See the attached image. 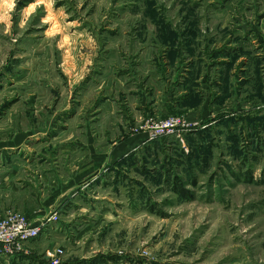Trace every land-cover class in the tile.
Returning a JSON list of instances; mask_svg holds the SVG:
<instances>
[{
    "label": "rangeland",
    "instance_id": "374dc122",
    "mask_svg": "<svg viewBox=\"0 0 264 264\" xmlns=\"http://www.w3.org/2000/svg\"><path fill=\"white\" fill-rule=\"evenodd\" d=\"M19 1L25 5L17 8ZM154 58L185 60L165 74L174 84L184 67L202 61L209 68L196 67L192 82L197 88L206 68L203 92L224 107L167 112L166 81L159 71L148 74ZM111 65L132 70L138 89L155 87L151 114L137 116L134 127L171 116L199 126L85 180L61 210L55 204L76 186L67 171L84 151L69 141L63 147L56 134L40 144L33 139L21 151L33 164L16 177L29 188L13 211L28 210L35 220L58 214L39 240L55 231L61 264H264V0H0V139L11 125L13 134L46 125L74 135L86 112L100 128L117 121L107 106L102 113L99 99ZM116 136L109 132L110 140ZM37 153L45 159L40 167ZM55 165L56 176H41ZM181 187L187 197L176 192ZM36 200L46 202L43 211ZM57 245L46 244L43 257Z\"/></svg>",
    "mask_w": 264,
    "mask_h": 264
},
{
    "label": "crops",
    "instance_id": "0c3cea01",
    "mask_svg": "<svg viewBox=\"0 0 264 264\" xmlns=\"http://www.w3.org/2000/svg\"><path fill=\"white\" fill-rule=\"evenodd\" d=\"M235 50L238 51V54L233 55L232 57L238 60L243 50L241 48ZM184 62L185 60L178 62L170 58H168L167 60L154 58L152 60V66L149 64L150 71L148 74H152L153 76H155L154 74H157L159 71V76H163L164 79L162 80L166 81L163 87V92L165 93L161 97V99L163 100L162 105L164 106L165 110L170 114L176 112L193 115L197 110H202L205 108L208 109L209 107L212 110L213 108L216 109L217 106L219 107V109L224 107L221 104H225L226 102L221 103L220 99L215 100L217 96L209 98V94L207 95V93L203 92V86H206V82H208L209 79L207 80L202 77L208 76L209 72L206 68H209V66L203 65L202 61H194L189 63L186 67L187 69H185L184 67L183 71H181L178 75L179 80L177 83L174 84V82L167 81L168 77L166 78L165 74L167 76L168 68L173 66L174 64L175 66H180L181 64L184 65ZM219 64L223 66L229 65L227 62H220ZM198 66L202 67L203 69L204 67L206 68L203 72L200 71L202 72V74L199 77L196 76L201 79L198 83H196V86L198 87L195 88V82H192V76L195 73L194 69ZM115 69V66L112 65L107 67V70L111 72V76H107L106 80H104L102 85H100L99 99L101 100L100 102H102V106H100L102 113L105 114L104 107L107 106L106 108L108 109V111H110V114L112 116L120 117L117 121H112L111 117L109 116L111 120H107L106 126L100 128L98 127V125L102 124H100V122L96 124L98 119L93 120L92 118L95 117V115L86 112L85 117H83L84 120H81L82 124H78V128H75L77 133L73 135L70 132L67 136V132H64V128H59L56 130L54 129L55 127L46 128V125H41L40 127L38 126L35 129L19 130L13 134L11 132L12 125L9 126L10 128H8V130H10V135H4L0 139V219L4 217L6 213L13 211L14 206L16 207L17 202L20 201L19 195L24 193V188H26L27 190L29 188V185L27 183L22 184L24 182L18 180V178L16 177H18L19 169L26 168V166L33 164V159L32 161H29L30 157L22 154L21 152L26 149L25 147H27L29 142L33 141V139H35L36 143L40 144L45 140L44 137L46 135H50L49 137H47L49 139L50 137H54L56 134V138L54 140H60V143H63V147H65L66 142L69 141L67 142L68 145H70V148H72L75 152L77 151V148L78 150L84 151V153H76L77 156H75L74 160L71 161L70 166L72 168L71 170L67 171L69 172L67 178L70 177L74 179L76 186L69 192V195L67 196L69 198L68 201L60 199L59 202L55 204V208L60 210L66 206V204H64L65 202L72 203V197L81 194L80 192L83 189L82 183L85 180H88L92 176L102 177L103 175H106L121 161L127 159L130 153H138L140 149L148 147L152 145V143H154V141H147V136L145 133H134L132 130L136 124L135 119L137 116L144 118L147 114H151V111L153 110L151 107L153 106L152 104L154 101L152 100V98L153 96L155 97V87L148 86L144 90L138 89V87H136L132 82V78L134 76L132 70L115 71ZM139 69L141 68L139 67L138 70ZM218 74H221L220 69L218 70ZM142 77H145V80L148 76ZM122 82L125 84H123ZM191 82L194 84L191 88L184 87V84L189 86L192 84ZM220 82L221 79L219 75L218 83L215 82L214 85L212 84V86L215 87L216 90L220 89ZM121 88H123L124 93L121 92ZM124 89L127 91L125 92ZM177 91L179 92L178 95L175 94ZM127 95L129 96V101L130 99H136V102H132L133 107H136H134L135 110L131 109L132 106L127 100V97H125ZM122 97H125L123 98L124 100H122ZM114 104L117 105L118 109L115 110L113 109V107H111L110 109L108 108V106ZM9 111L11 110L5 109L4 112H2V114L6 116V119L10 115ZM101 111L98 112L100 113ZM219 113H221L220 110ZM71 114H76V112H71L70 115ZM101 122L103 123V121ZM94 129H96L97 132L94 131ZM110 131H117V136L113 140H110L109 138ZM59 132L61 133L58 135L57 133ZM70 139H73V141H70ZM37 157L39 158H36V167H40V165L45 164V159L41 158L43 156L37 153ZM57 167L58 166L55 165L47 171L42 170L41 176H45V172L51 173L52 176H56L54 174V172H56L54 168L57 169ZM41 176L40 178H42ZM34 203L36 204V208L38 211H43L44 207L46 206V202L44 204L36 200V202ZM27 212L28 210L25 211L26 215H28ZM28 216L34 224H39L40 222H42V220H44L43 218H41L40 220H35L34 217L36 216L32 214ZM54 232V230L50 232L51 236L48 238L49 240H45L46 242L38 239L32 243L27 244V248L30 251L29 256L20 255L9 260L0 259V264H45V257H43V247L46 244L47 247L50 245L58 244L57 247H60L64 250L63 246L60 245L59 241L56 240L57 235L52 236Z\"/></svg>",
    "mask_w": 264,
    "mask_h": 264
},
{
    "label": "built area",
    "instance_id": "2783aa9c",
    "mask_svg": "<svg viewBox=\"0 0 264 264\" xmlns=\"http://www.w3.org/2000/svg\"><path fill=\"white\" fill-rule=\"evenodd\" d=\"M199 126L197 122H188L183 116H171L160 121L150 120L133 128L134 133H145L147 141L160 138L174 137L180 139L186 132ZM58 214L53 213L49 218L34 224L30 219L18 212L10 211L0 219V259L9 260L23 255L29 256L27 244L38 240L51 223H57ZM63 249L54 247L47 253V264H61Z\"/></svg>",
    "mask_w": 264,
    "mask_h": 264
},
{
    "label": "trees",
    "instance_id": "16d2710c",
    "mask_svg": "<svg viewBox=\"0 0 264 264\" xmlns=\"http://www.w3.org/2000/svg\"><path fill=\"white\" fill-rule=\"evenodd\" d=\"M27 2H30V0H27ZM23 5H25V4L23 2H21V1H19L18 2V5H17V8L22 7ZM176 192H178L182 197H187V194L189 193L187 190L183 189L182 187H181V189L179 191L176 190ZM112 260H113V258H109L108 261H112ZM96 262L91 261L90 263L83 262V263H77V264H96ZM103 264H106V263L103 262Z\"/></svg>",
    "mask_w": 264,
    "mask_h": 264
}]
</instances>
